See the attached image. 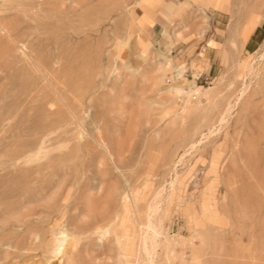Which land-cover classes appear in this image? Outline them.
I'll list each match as a JSON object with an SVG mask.
<instances>
[{"label":"rangeland","instance_id":"374dc122","mask_svg":"<svg viewBox=\"0 0 264 264\" xmlns=\"http://www.w3.org/2000/svg\"><path fill=\"white\" fill-rule=\"evenodd\" d=\"M146 3L0 0V264H264V0Z\"/></svg>","mask_w":264,"mask_h":264},{"label":"bare ground","instance_id":"6f19581e","mask_svg":"<svg viewBox=\"0 0 264 264\" xmlns=\"http://www.w3.org/2000/svg\"><path fill=\"white\" fill-rule=\"evenodd\" d=\"M261 56H262V55H261ZM195 93L198 94V91H196ZM196 94H195V95H196ZM97 131H98V130H97ZM155 208H156V207H155ZM152 209H153V208H152ZM108 221H109V220H108ZM96 226L99 227L98 225H96ZM96 226H95L96 230H100V229H101V225H100V229L97 228ZM147 227H148V224H147ZM95 228H94V229H95ZM61 230H62V229H61ZM108 230H109V229H108ZM108 230H107V232H108ZM61 232H63V231H61ZM61 232H60V233H61ZM95 232H96V231H95ZM105 232H106V231H105ZM54 234H56V233H54ZM63 234H64V233H63ZM63 234H62V235H63ZM50 235H51V234H50ZM54 236H55V235H54ZM60 236H61V235H60ZM52 237H53V236H52ZM62 237H63V236H62ZM62 237H61V238H62ZM56 238H58V237L56 236ZM58 239H60V238H58ZM64 239H65V238H64ZM53 240H55V239L53 238ZM60 240H61V239H60ZM71 240H72V239H71ZM74 240H75V239H74ZM74 240H73V241H74ZM73 241H71V242H73ZM68 242H69V241H68ZM75 242H76V241H75ZM60 243H61V242H60ZM62 243H64V240H63ZM73 243H74V242H73ZM73 243H71V246H72ZM66 244H67V242H66ZM130 244H131V243H130ZM60 245H61V244H60ZM60 245H59L58 247H60ZM68 245H69V244H68ZM132 245H133V244H132ZM50 246H51V245H50ZM62 246H64V245L62 244ZM71 246H67V247H71ZM72 247H73V246H72ZM48 248H49V247H48ZM74 248H75V247H74ZM55 249H56V247H55ZM58 249H59V248H58ZM48 250H49V249H48ZM53 252H54V250H53ZM60 252H61V250H60ZM64 252H65V251H64ZM68 252H69V251H68ZM72 252H73V251H72ZM72 252H71V254H72ZM61 255H62V253H61ZM63 255H65V253H64ZM63 255H62V256H63ZM119 255H120V254H119ZM54 256H56V255H54ZM62 256H61V257H62ZM63 257H64V256H63Z\"/></svg>","mask_w":264,"mask_h":264},{"label":"crops","instance_id":"0c3cea01","mask_svg":"<svg viewBox=\"0 0 264 264\" xmlns=\"http://www.w3.org/2000/svg\"><path fill=\"white\" fill-rule=\"evenodd\" d=\"M148 0H141V3L145 6H147L148 3H146ZM149 24L150 21H149V17L146 13H144V15L139 19V24Z\"/></svg>","mask_w":264,"mask_h":264}]
</instances>
